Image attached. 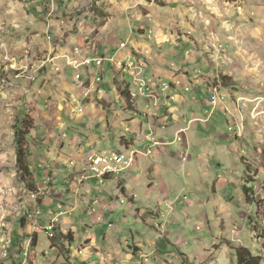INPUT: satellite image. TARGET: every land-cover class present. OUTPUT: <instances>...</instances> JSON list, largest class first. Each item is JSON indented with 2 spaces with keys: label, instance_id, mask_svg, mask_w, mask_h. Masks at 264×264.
Segmentation results:
<instances>
[{
  "label": "crops",
  "instance_id": "0c3cea01",
  "mask_svg": "<svg viewBox=\"0 0 264 264\" xmlns=\"http://www.w3.org/2000/svg\"><path fill=\"white\" fill-rule=\"evenodd\" d=\"M58 1L57 10L61 7L58 14L65 17L69 13L66 10L65 13L64 5L88 8L91 4L97 10L79 16L75 32H71L73 24L69 17H53L45 24L46 37L38 34L32 37L43 43L45 55L53 58L52 62L44 60L45 69L37 71L34 85L62 73V100L67 101L68 119L72 122L53 129L37 126L35 133H31L29 162L37 191L30 193L21 184L20 194L14 196L21 200V207L8 222L7 247L18 253L13 260L3 262L20 264L22 250L27 246L29 251L34 238L33 262L38 256L40 234L55 222V231L71 234L69 239L72 240L49 239V248L57 259L64 258L57 261L58 264L65 260L72 264H188L185 247L189 237L185 225L189 219L206 222L208 246L218 244L217 241L228 234L229 227L222 228L226 227L224 218L233 220L236 214L244 212L241 208L247 203L246 166L240 158L245 150L241 149L246 147L247 141L258 147L257 141L263 137L256 124L260 119L264 124V114L257 113L264 110V102L258 107H255L256 102L251 103L245 113L248 127L243 137H237L229 131L231 119L225 113L226 103H235L227 94L230 90L222 88L225 101L215 110L209 101L210 85L219 80V71L215 70L221 62L217 61L216 67L208 61L218 56L209 45L211 35L208 34L215 22L224 21L220 15L226 17V2L219 0L221 10L218 11L210 0ZM33 2L38 8L37 2L41 0ZM213 10L217 15H213ZM29 12L35 18L37 11L29 8ZM52 13L48 16H54ZM218 26L219 32L221 26ZM222 38L226 37L222 34L216 44ZM75 46L84 47V55H76ZM33 49V52L23 49L25 57L36 53L38 47ZM23 55L19 53L14 57ZM100 55L105 57V80L85 97V89L77 85L74 73H81L88 82L98 68L95 65L75 67L68 64V59ZM140 58L148 63L149 76L158 85L161 82L171 85L166 95L158 90L150 99L134 101L130 98V90L136 86L133 76L116 61L131 62ZM57 66L61 67L60 71L55 70ZM234 78L243 81L240 75ZM177 80L182 84L176 85ZM46 84L50 87L49 81ZM46 91L41 95L45 103L48 101ZM72 96L79 99L84 108L82 113L73 111ZM253 96L261 97L260 94ZM255 108L254 118L251 113ZM235 112L240 118L244 116L241 109ZM162 120L167 123L166 128L161 127ZM176 135L182 140H175ZM153 138L166 144L154 145ZM149 148L153 152L147 155L145 151ZM132 149L140 153L136 163L126 171L104 179H82L85 158L90 153ZM16 158L15 146L14 164ZM71 160L76 161V167L70 165ZM224 163L236 166L221 171L218 168ZM42 168L45 170L41 171ZM48 170L53 171L54 176L49 184L46 183ZM17 171L16 168L15 177ZM196 176L210 181L207 189H212L210 195L194 186ZM43 190L44 195L40 193ZM209 214L214 219L216 214L218 223L223 220L221 228L211 223ZM199 237L205 245L206 238ZM161 238L166 240L163 251Z\"/></svg>",
  "mask_w": 264,
  "mask_h": 264
},
{
  "label": "rangeland",
  "instance_id": "374dc122",
  "mask_svg": "<svg viewBox=\"0 0 264 264\" xmlns=\"http://www.w3.org/2000/svg\"><path fill=\"white\" fill-rule=\"evenodd\" d=\"M33 1L0 0V264H4L3 261L13 260L14 254L18 253L14 250L11 251L7 247L9 245L8 222L14 219L15 214L21 207L19 204L21 200L14 196L18 193L20 194L21 184H24L20 179V174L17 173L15 177L17 165L14 164L15 159H13V149L16 146L15 125L17 120L24 118L29 112L32 117H35L33 118L35 128L43 126L52 127L53 129L63 123L69 125L72 122L68 119L70 112L67 110L70 108L67 105V101L62 100V73L54 74V79L52 80L50 78L43 80L41 85H34L37 71L45 69L44 60L50 59L52 62L53 58L46 56V51L42 48L43 43L40 44L38 39H33L32 37L37 34L46 37L48 34L45 32V24L49 18L53 17H69L71 24H73L71 32H75L80 21L79 16H83L86 12L97 10L91 4H89L88 8L81 5L77 7L64 5L62 8L69 13L65 17L64 14H58L61 11V7L59 11L57 10L58 0H41V3L37 2L38 8L37 6L35 7ZM210 1L215 9H220L219 0ZM224 2H226L224 7H226L225 11H227V14L225 15L226 17L220 15L224 20L222 23L217 24L214 16L213 19L208 17L209 20L211 18L215 22L213 30L211 26V32L208 34L211 35L209 45L214 49V52H218L217 57L208 58V61L216 67L215 63L217 61L221 62V66L215 70L216 72L219 71L218 79L220 81H222L223 77H226L228 84L234 82V85L230 84V87L227 88L230 90L227 94L233 98L235 103L233 105L226 103L228 106L226 111L230 112L227 115L230 116V124L233 122L236 136L243 137L248 127L247 115L245 114L250 109L248 107L253 102H256L255 107L264 102V0H224ZM29 8H34L37 11L35 18L32 17ZM213 11L215 13L213 15H217L216 10ZM50 13L54 16H48ZM31 19L33 23H29ZM3 22H5L4 28H2ZM23 23H26V26ZM218 25L221 26L219 32ZM222 34L226 37L225 40L222 38V41L216 44L218 37L222 36ZM19 40L21 42L17 43ZM34 47H38L37 52L33 55L32 53L28 54V57H25L27 54L23 51L30 49L33 52ZM224 49L228 51L226 52ZM19 53L24 55L21 58H19V55L18 58L14 57ZM145 63L143 77L145 73L149 76L147 71L148 63ZM127 71L130 72V70ZM16 75L19 76L16 77ZM47 75L49 76V74ZM74 75L76 76L75 73ZM237 75L243 77L242 82L234 78ZM27 77L28 81H32V83L27 81ZM219 80L218 82L214 80L212 84L222 89L223 87L219 85ZM47 81H49L50 87L47 86ZM45 89H47V103L41 97L45 93ZM235 93H240V95L237 96ZM65 94L67 95L68 93ZM256 94H260L261 97L253 96ZM220 95L222 96V93ZM224 98L223 96V101H225ZM234 105L236 111L238 110L239 112L241 109L244 116L240 118V114L237 115L233 108ZM243 108L244 110H242ZM255 112H257L256 108L253 109L251 117L255 118L253 115ZM257 113L264 114V110ZM237 122L245 126L244 130L239 132L236 126ZM261 122L260 119L259 123H255L256 127H259V133L263 135L257 141L259 146L256 147L247 141L246 147L241 149L245 150V152L240 153L243 155H240L241 161L246 166V185L249 187L247 192L250 193L249 200L246 198L247 203L241 208L244 212L236 214L233 220L225 217L224 221H222L226 227L223 226L222 228L226 229L229 227L228 234H225V237L217 241L218 244L211 243L209 246L207 245L208 240L206 237L209 230L207 223H196L197 219H189L185 225L188 229L187 234L189 237V243L185 247L186 262L188 264H238L236 253L239 249H241L243 261L246 264H264V140H262L264 138V124H261ZM37 136L41 137V134L38 133ZM32 144L34 143L32 142ZM30 148L31 141L29 138L28 149L30 150ZM234 166L236 165L224 163L218 169L229 171ZM44 170L43 168L41 169V171ZM195 174L198 175L200 173L196 172ZM48 176L53 178V171L50 172L48 170ZM196 179L197 182L194 186L204 192L205 195H210L212 189L207 190L210 188V181L202 179L201 176H196ZM219 193L218 196H223V193L221 195ZM168 210L169 208L166 207L165 211L168 212ZM208 218L213 225L221 228L222 221L219 220L218 223L216 214L215 219L212 214H209ZM54 224L55 222H52L51 227ZM152 231L157 234L154 230ZM199 236L206 238L205 245L198 239L200 238ZM49 239L46 232L40 234L38 256L32 262L31 255H28L26 264H58L56 263L57 261L64 260L63 257L57 259L54 255L49 248ZM161 239L160 245L163 251L166 246V240ZM204 248H206L205 251H203ZM23 259L22 257L21 260Z\"/></svg>",
  "mask_w": 264,
  "mask_h": 264
},
{
  "label": "built area",
  "instance_id": "2783aa9c",
  "mask_svg": "<svg viewBox=\"0 0 264 264\" xmlns=\"http://www.w3.org/2000/svg\"><path fill=\"white\" fill-rule=\"evenodd\" d=\"M241 10V8H239ZM86 50H82L81 46H75L74 47V53L76 55H84ZM50 61V59H49ZM146 61L142 58L131 60V62H126L124 60L116 61L117 65L122 68H127L130 70V73L133 76L134 83L136 84L135 88L130 90V98H134V101H137L141 98L144 99H150L154 97L158 90H161L162 93L166 95L167 90L171 87V85L168 82H161L160 85H158L154 79L145 72V66ZM105 63V57L102 55L97 57H91V56H85L81 59H68V64L80 67V66H87L92 67L95 65L98 68V71L93 73L92 72V79H90L88 82L83 80L82 74L78 73L75 76V81L77 82V85L80 86V88L85 89L84 96L88 97L92 89L99 85L105 80L104 79V70L103 66ZM56 70H60V67L57 66ZM144 70V71H143ZM143 71V72H142ZM89 83V84H88ZM176 85H181L182 82L180 80H177L175 82ZM210 89H216V93H222L223 98V92L222 89L219 87H215V84L210 85ZM186 90L189 91L190 87L188 85L186 86ZM101 93L102 90H99ZM105 92V91H104ZM72 108L74 112L82 113L84 111V108L79 104V99L76 96H72ZM212 110H215L217 107L220 106V100H216V102H210ZM151 109L149 108V111ZM225 112V111H224ZM226 114H229L230 112H225ZM147 113L146 115H148ZM162 128L167 127V123L162 120L161 123ZM229 131L232 132L234 135H236V132H234L233 122L230 124ZM175 140L180 141L182 140V137L180 135H176ZM154 145H165L166 143L163 141H157L153 138ZM147 155L152 154V148L147 149L145 151ZM140 151L132 149L127 151H117V150H107L103 152H92L85 158V167L82 170V179L86 180L92 177H98L100 179H104L107 175H119L121 172L126 171L130 167H132L137 159L138 154ZM70 165L72 167H76L77 163L74 160L70 161ZM52 182V178L48 176L46 179V183L49 184ZM42 195L45 194V190L43 192H40ZM37 196V195H36ZM125 202L126 200H122ZM31 214L29 215V217ZM56 227H51V224L46 228V232L49 235L50 239H54L56 237ZM22 257L24 258L21 261V264L27 263V246L24 248L21 252Z\"/></svg>",
  "mask_w": 264,
  "mask_h": 264
},
{
  "label": "trees",
  "instance_id": "16d2710c",
  "mask_svg": "<svg viewBox=\"0 0 264 264\" xmlns=\"http://www.w3.org/2000/svg\"><path fill=\"white\" fill-rule=\"evenodd\" d=\"M220 86L223 88H228L231 85H234L233 83L228 84L226 82V77L222 78V81H220ZM211 90V89H210ZM29 112L25 115L24 118L18 119L17 123L15 125V144H16V151H17V158H16V165L18 169V173L20 174V179L22 183H24L27 191L30 193H34L37 191V185L34 177V173L30 167V162H29V157L31 154V151L28 149L29 145V138L31 136L32 131L34 130V119L31 116ZM106 178L108 177L105 176ZM245 188H249L247 185ZM247 200L250 198V193L245 192ZM54 226V225H53ZM62 238H67L69 241H72L71 239V234L68 235H63L61 233L56 232V240H60ZM35 249V239L32 238L31 240V246H30V251L29 255H31L32 258V253ZM238 264H246L245 261H243V255L241 253V249H239L236 253ZM61 264H70L68 260H65Z\"/></svg>",
  "mask_w": 264,
  "mask_h": 264
},
{
  "label": "bare ground",
  "instance_id": "6f19581e",
  "mask_svg": "<svg viewBox=\"0 0 264 264\" xmlns=\"http://www.w3.org/2000/svg\"><path fill=\"white\" fill-rule=\"evenodd\" d=\"M216 100H220V102H221L222 96L220 95V93H216V89H212L209 93V101L210 102H216ZM236 126H237V129L239 130V132L244 130V128H245V126L243 124H240L239 122H237ZM28 255H29V251L27 250V256Z\"/></svg>",
  "mask_w": 264,
  "mask_h": 264
}]
</instances>
